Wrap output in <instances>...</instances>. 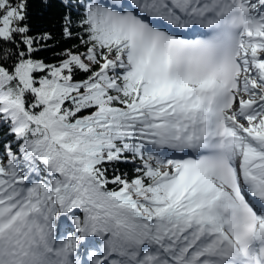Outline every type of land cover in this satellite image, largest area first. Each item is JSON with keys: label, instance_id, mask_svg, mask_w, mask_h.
Instances as JSON below:
<instances>
[{"label": "snow or ice", "instance_id": "obj_1", "mask_svg": "<svg viewBox=\"0 0 264 264\" xmlns=\"http://www.w3.org/2000/svg\"><path fill=\"white\" fill-rule=\"evenodd\" d=\"M60 3L48 62L0 0V264H264V0Z\"/></svg>", "mask_w": 264, "mask_h": 264}, {"label": "trees", "instance_id": "obj_2", "mask_svg": "<svg viewBox=\"0 0 264 264\" xmlns=\"http://www.w3.org/2000/svg\"><path fill=\"white\" fill-rule=\"evenodd\" d=\"M76 2L77 0H72L73 4ZM31 4V22L33 27L39 31H48L53 36V39L48 41L51 51H43L40 55L46 57L48 62H55L54 53L79 43L76 39L64 40L61 37L62 17L68 11H72L75 19L79 9H65L62 7L60 0H31ZM135 166L136 162L129 161L128 163L120 164L118 168L120 172H126L131 177Z\"/></svg>", "mask_w": 264, "mask_h": 264}]
</instances>
